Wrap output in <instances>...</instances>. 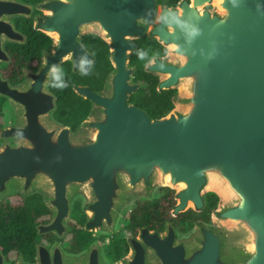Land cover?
<instances>
[{
	"label": "water",
	"instance_id": "95a60500",
	"mask_svg": "<svg viewBox=\"0 0 264 264\" xmlns=\"http://www.w3.org/2000/svg\"><path fill=\"white\" fill-rule=\"evenodd\" d=\"M212 1L194 0L191 6L190 0H180L170 7L158 0L44 1L54 16L44 24L41 21L46 16L36 17L34 27L46 35L57 31L59 40L43 53L36 71L23 70L21 85L11 86L0 75V91L23 105L25 117L23 126L9 127L0 136L31 142V146L20 149L3 146L6 152H0V190L11 177L33 175L35 167L45 174L50 198L27 191L30 184H22L23 192H19L23 196L42 194L52 213L48 223L37 226L38 234L64 237V221L79 187L87 186L92 195L83 207L89 215L84 229L96 231L106 226L110 231L115 221L112 214L127 200L124 187L150 190L157 177L165 176L184 182L175 192L171 209L175 217L188 209L201 211L205 193L217 195L205 189L211 176L229 192L226 203L217 195L215 216L229 223V232L239 236L238 247L245 251L227 256L217 231L200 223L195 225L202 234L200 247L188 257L185 247L175 244L174 225L166 222L162 232L139 228L127 240L129 257L119 264H264V0H220L223 7L215 6V14L198 10ZM19 10V2L0 0V17ZM87 19L98 20L97 26L105 30L103 35L94 34L109 45L114 71L104 86L109 91L111 84L110 97L104 96V89L96 92L89 86L73 85V91L91 104L82 124L93 129L89 142L74 145L70 127L53 120L50 139L38 119L48 110L55 111L56 98L48 83L64 57L71 55L74 72L81 69L80 63H85L83 72H88L93 63L94 56L79 41V27ZM143 35L152 36L166 48L165 56L151 59L145 67L158 76L157 90H177L172 110L158 119L129 102L141 87L132 81L129 55L136 49L134 40ZM3 36L10 42L25 41L13 25L11 28L0 19V63L9 61ZM171 44L177 50L169 51ZM175 57L179 64L174 63ZM210 62L216 68L204 72ZM29 79L34 81L33 87L21 90ZM102 113L106 122L101 121ZM92 114L95 116L90 118ZM94 134L98 145L92 139ZM116 162L122 164L121 170L110 169ZM118 171L122 172L116 176ZM203 190L207 192L203 194ZM218 206L224 207L220 210ZM57 246L54 243L48 252L50 248L37 243L35 262H25L20 255L14 264H102L95 249L88 248L83 263H79L60 259ZM0 264H8L1 249Z\"/></svg>",
	"mask_w": 264,
	"mask_h": 264
},
{
	"label": "trees",
	"instance_id": "16d2710c",
	"mask_svg": "<svg viewBox=\"0 0 264 264\" xmlns=\"http://www.w3.org/2000/svg\"><path fill=\"white\" fill-rule=\"evenodd\" d=\"M179 1L158 0V3L170 7ZM30 17L16 18L13 21L14 28L25 36V41L21 44L7 41L3 45L9 61L0 63V75L8 80L11 86H19L24 82V69L36 71L42 63L43 53L49 51L53 45L48 36L34 27V19L32 23ZM18 23L22 28H19ZM134 41L136 49L129 55V66L133 68L132 81L141 83V87L130 96L129 102L146 111L150 118L158 119L172 110L177 90H157L158 76L146 71L145 67L151 59L165 56L166 48L148 35ZM80 42L94 56L87 74L82 70L74 72L71 62L65 61L57 72L50 75L48 83L49 91L56 98L53 119L72 130H76L91 111L90 102L77 95L73 91V85L89 86L92 90L100 92L114 71L110 62L109 45L102 38L94 33H85ZM61 83L67 86L54 87ZM203 197L205 205L201 211L188 209L175 217L171 215V209L175 205V192L168 187H158L151 197L136 198L127 207V224L122 225L116 234L107 236L105 258L115 262L124 257L128 251L126 236H135L141 227L162 232L166 222L172 223L179 230H190L203 222L210 223L211 213L217 208L219 198L212 192L205 193ZM75 206L79 207V203ZM51 215L44 197L38 192L27 196L18 195L14 204L9 199L0 201V247L8 264L16 263L20 255L25 261L35 262L37 243L51 248L61 240L52 233H37V226L48 223ZM82 218L84 220V216ZM72 220L74 224L68 223V232L78 234L77 232L82 231L86 234L83 245L88 246L95 238L84 229L83 220L76 216Z\"/></svg>",
	"mask_w": 264,
	"mask_h": 264
},
{
	"label": "rangeland",
	"instance_id": "374dc122",
	"mask_svg": "<svg viewBox=\"0 0 264 264\" xmlns=\"http://www.w3.org/2000/svg\"><path fill=\"white\" fill-rule=\"evenodd\" d=\"M9 1V0H8ZM12 1H17L20 3L22 10H19L16 13H11V14H4L0 17V19L4 20V22L10 24L11 28H12V19H14L15 17H29L32 15L33 11L35 9L40 10L41 15H36L34 17V24H35V18L39 17V16H46L47 18L41 21V24H44L45 21H47V19L51 16H54V12L52 10L49 9L48 6H46V3L48 2H44L43 6L44 7H40V4L36 5V6H29L27 4H24L22 2H20V0H12ZM72 3V2H69ZM213 4L215 5V3L213 2ZM213 5V6H214ZM212 5H210L209 3L204 5L203 7H201V11H209L211 14H215V7H213ZM43 17L41 19H43ZM154 21V20H153ZM97 24H99L98 20L96 19H87L85 21H83L79 27L80 29V35L81 34H85L87 32H93V33H99V27L97 26ZM8 38L6 37H2V43L7 40ZM175 56V55H174ZM176 58V57H175ZM173 59L175 64H179L180 61L176 58ZM65 60H63V62H65L66 60H71V55H67L64 57ZM62 62V61H61ZM80 66H84L85 63H80ZM214 68H216L215 63L210 62L207 65H205V67L203 68L204 72H210L212 71ZM49 74H47V78L49 77ZM30 82V83H29ZM33 82L34 81H30V79L28 80V85H26L24 88H20L21 90H25V89H29L33 87ZM47 82L48 80L46 79V81L44 82V87L47 86ZM36 86V85H35ZM111 86V84H110ZM110 86H109V91H107V89H104L103 94L104 96L110 97L111 96V90H110ZM37 87V86H36ZM46 92V90H45ZM40 93H42V91L40 90ZM52 102V100H51ZM48 110L46 113L39 115V126L40 128L48 135H50V139L52 138L51 135V129H53L52 124L54 123L53 119H52V112H50ZM95 115L92 114L93 118ZM89 118V119H90ZM101 121L106 122L107 117H105V114L102 113L101 116ZM10 124V125H8ZM25 124V117H24V107L22 104H20L18 102V100L14 97V96H8L5 95L3 92L0 91V135L1 133L4 132V130H7L9 127H12L14 125L17 126H23ZM93 129L90 127H87L85 124H80V126L74 130L73 132V136L74 139L71 138V143L74 145L82 144L84 142H89L90 141V137L92 134ZM0 139L3 140V143L0 145V152L1 153H5L6 152V148L3 147L5 145H12L13 148L16 149H20V148H25L27 146H31V142L27 141L25 139H18V138H14V137H6L4 136V138ZM81 140V141H77ZM113 168H119V170H121L120 168H123L122 164L120 162H116L113 163L110 166V169ZM34 173L33 175L29 176V177H18V178H14L11 177V179H9L6 182V186L3 190H0V201H2L5 198H9L8 196L11 195L14 192H23V190L20 188L22 187V184H30L29 187L27 188V191L30 190H34V191H38L40 193H43L44 195H46L47 197L50 198V188L48 186V182L45 181L43 175V172H41L38 168H33ZM122 171H118L116 176H118L119 173H121ZM150 190H145L143 189V187H141L140 189L138 188H129V187H124L126 188L123 192L125 194V199H127L126 201H124L123 203L121 202L119 205L120 207H118L117 212L115 211L113 215L115 221H114V225L112 224L111 226H113L110 231H108L107 228L103 227L100 229L96 228L95 229H90L89 232L91 234V236L95 235L97 236V234H99L100 238H98L97 240L92 241V243H90V245L86 248V249H81V245L83 244V239L85 238L83 235L84 233L81 232H77L78 234H76V232L70 233L68 232V228H67V232L64 234L63 238H60L61 240L57 241V247L58 249V253H59V258L60 259H64V260H71V261H77L79 263H83V259L85 257V253L87 252L88 248L89 249H95L96 251H98L99 256L101 257V262L102 264H113L111 261L107 260L105 258V254H104V250L106 248V245L108 244V237L107 236H111L116 234L120 227L122 225H126L127 221H128V211H127V207L129 205H131V203L136 199V198H145V197H149L151 196V194H153L158 187H161V185L157 184V183H153L150 186ZM116 193L119 192V190H115ZM174 192H176L174 190ZM207 192L205 190H203V194ZM74 193L76 195H74V197L71 198V211L69 213V215L67 216V218L65 219L64 222H66V226H68V223L72 222L74 224V221L72 220L73 215H75L76 217H81L83 215H86L87 218L89 219V215L86 214L85 210L83 209L84 205L87 204V202L89 200L92 199V195L89 192V188L87 186H83V187H79L76 191H74ZM75 200H79L82 204V209H77L74 210L72 212V203ZM220 210L223 209L222 206H218ZM215 211L216 209L213 211V213H211V217H210V223H204L203 225L204 227L207 228H213V230L217 231V233L221 236V239L223 240V248H224V253L227 254V256H232L234 251H245V248L243 247H238V242H239V236L237 234H232L229 232L228 227H230L229 223H225V222H221L219 220L218 217L215 216ZM87 219V220H88ZM127 219V220H126ZM84 227V226H83ZM172 231H174L175 233V244H181L183 247H185V249L188 251V257H190L199 247H200V243L202 240V234L200 233V230L197 226H194L192 229L190 230H179L177 227L173 226ZM231 234V235H230ZM101 236H103V240H101ZM132 237V236H131ZM96 238V237H95ZM130 238V236H126V240H128ZM241 239V238H240ZM86 241V240H85ZM130 248V247H129ZM1 249V247H0ZM68 250V251H67ZM71 250H76V252L72 253ZM52 252V248L48 249V252ZM129 252L130 249H128L127 253L124 255V257H122L121 261L117 262L118 264L120 262H123L124 259H126V257H129ZM191 254H190V253ZM185 253V252H184ZM149 255H151L150 252H148ZM150 257V256H149ZM104 258V259H103ZM28 262V261H25ZM115 263V262H114ZM18 264V263H17ZM37 264V262H36Z\"/></svg>",
	"mask_w": 264,
	"mask_h": 264
},
{
	"label": "bare ground",
	"instance_id": "6f19581e",
	"mask_svg": "<svg viewBox=\"0 0 264 264\" xmlns=\"http://www.w3.org/2000/svg\"><path fill=\"white\" fill-rule=\"evenodd\" d=\"M213 2L215 3V5L213 4ZM210 3H211L212 6L214 5L213 7H215V6L217 7L218 6V8H222L223 7L222 5L224 4L223 1H220V0H213ZM190 4H191V6H193L194 0H190ZM200 9H201V7H198L199 11H200ZM232 15H234V13H232ZM234 16H235L234 17L235 20H237V21L240 20L239 16H237V15H234ZM99 32H100V34L103 35L105 30L104 29L101 30V28H100ZM47 35L50 36L53 39L54 42H57V40H59V38H60L59 37V33L57 31H55V30L47 32ZM167 48L170 51V50H177L178 47L176 45H174V44H171V45L167 46ZM92 139H94L95 144L98 145V140H97V137H96L95 134L93 135ZM156 181H157V183L159 185L169 187V188H171V189H173L175 191L181 190L184 187V185H185L184 182L174 181L173 179L169 178L168 176H165L164 178L157 177ZM205 189L217 193V195L219 196V198L221 199L222 202L226 203L228 201L227 194H229V192H228V190L226 188L221 186V181L219 179L217 180L214 177L210 176V180L206 184ZM188 206L189 207L192 206V203L190 201H188Z\"/></svg>",
	"mask_w": 264,
	"mask_h": 264
},
{
	"label": "flooded vegetation",
	"instance_id": "af4514ba",
	"mask_svg": "<svg viewBox=\"0 0 264 264\" xmlns=\"http://www.w3.org/2000/svg\"><path fill=\"white\" fill-rule=\"evenodd\" d=\"M22 3H24V4H27V5H29V6H36L37 4L39 5L41 2L43 3V1H32V0H20ZM36 15H41V12H40V10H37V9H35L34 11H33V13H32V15H31V21H32V23H33V19H34V17L36 16ZM16 18H25V19H27V18H29V17H15L14 19H16ZM14 19H12V23L14 24ZM34 24V23H33ZM18 26H19V28H22L21 27V25H20V23H18ZM46 35V34H45ZM84 34H82L81 35V37L83 36ZM47 36V35H46ZM49 37V36H48ZM81 37H80V41H81ZM51 40H52V38L51 37H49ZM7 42V41H6ZM52 42H53V40H52ZM21 44V43H20ZM66 61H69V62H71L70 60H66ZM71 64H72V62H71ZM79 70H81V69H79ZM53 114V113H52ZM52 119H53V117H52ZM54 120V119H53ZM55 121V120H54ZM8 125H10V124H8ZM3 143V140L2 139H0V145ZM18 195H21V194H19V193H17V192H14V193H12L11 195H9L8 197L9 198H5V199H9L11 202H13V204H14V202H16L17 201V199H18ZM79 203V207H76L75 206V204L76 203ZM82 209V204H81V202L79 201V200H75L74 199V201H73V203H72V212L74 211V209L75 210H77V209ZM74 213V212H73ZM84 216V220H83V217ZM83 216H81V217H77V218H79V219H81V220H83V226H84V223H85V221L88 219L87 218V216L86 215H83ZM75 217V215H73V218ZM127 220V219H126ZM83 236H86V234H84ZM92 238H95V240H97L98 238H100V236H99V234H97V236H95V235H93V236H91ZM98 237V238H97ZM103 236H101V238H102ZM131 237V236H130ZM90 244H88V246H89ZM88 246H84L83 244L81 245V249H86ZM68 251V250H67ZM71 252L72 253H74V252H76V250H71Z\"/></svg>",
	"mask_w": 264,
	"mask_h": 264
},
{
	"label": "clouds",
	"instance_id": "9594fccd",
	"mask_svg": "<svg viewBox=\"0 0 264 264\" xmlns=\"http://www.w3.org/2000/svg\"><path fill=\"white\" fill-rule=\"evenodd\" d=\"M141 58H143L142 56H141ZM81 70H82V72H83V68H82V66H81ZM84 74H87L86 72H83ZM67 85L66 84H63V83H61V84H58V85H54V87H59V88H63V87H66Z\"/></svg>",
	"mask_w": 264,
	"mask_h": 264
}]
</instances>
